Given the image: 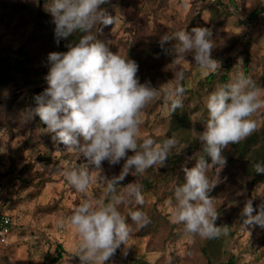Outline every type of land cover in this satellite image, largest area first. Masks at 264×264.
Wrapping results in <instances>:
<instances>
[{
	"label": "clouds",
	"instance_id": "1",
	"mask_svg": "<svg viewBox=\"0 0 264 264\" xmlns=\"http://www.w3.org/2000/svg\"><path fill=\"white\" fill-rule=\"evenodd\" d=\"M106 0H51L47 11L55 24L56 42L74 33H81L78 42L67 45L66 52H51V64L45 77L48 87L35 97L36 107L27 110L30 119L39 117L54 134V139L68 150L82 154L87 164L79 169L66 168L62 175L77 192L87 194L95 180L89 170L94 166L100 173L107 160L116 165L124 160L121 172L110 179L101 176L102 196L85 198L66 216L60 226H68L78 237L76 256L80 264H105L116 250L125 245L132 232L127 218L138 228L151 220L142 210L121 213V204L143 206L145 198L139 178L148 169L164 166L175 137L159 141L141 132L143 111L154 100L163 96L170 114L183 107L186 89L183 71L174 73L172 87H153L150 82L140 83L139 65L135 60L112 52L100 39L99 25H113L115 16L108 15L100 5ZM94 29L96 31H94ZM176 41L172 47L174 60L191 55L203 76L215 73L220 63L212 58L215 48L213 32L209 28L194 27L191 32L178 30L165 33L160 42ZM207 118L205 128L197 139L202 146L194 167H183L184 182L174 189L167 203L171 222L183 225L189 237L217 239L227 235V226H217L219 212L209 192L216 180H210L208 169L217 172L226 166L223 150L247 139L258 128L256 117L264 114V87L258 86L243 72L228 82L218 84L204 100ZM133 153L128 155V153ZM209 159L211 163H209ZM257 174H264V162L252 165ZM129 174L136 182L124 187L120 183ZM117 186L122 191L117 193ZM252 202L242 211L244 225L264 227V203L252 215ZM126 254V253H125Z\"/></svg>",
	"mask_w": 264,
	"mask_h": 264
},
{
	"label": "rangeland",
	"instance_id": "2",
	"mask_svg": "<svg viewBox=\"0 0 264 264\" xmlns=\"http://www.w3.org/2000/svg\"><path fill=\"white\" fill-rule=\"evenodd\" d=\"M18 2L21 0H12ZM115 23L106 36L109 49L122 56H129L135 41L141 39L161 38L165 33L171 35L175 31L185 30L192 20L198 22L201 17L207 23L206 28L213 32L215 48L212 58L220 63L215 73L228 71L230 79L238 72H243L252 80L259 78L260 86L264 87V16L258 22L251 23L247 15L264 0H236L238 9H212L210 0H109ZM229 4V0H223ZM0 17L4 21V12L0 10ZM13 15L10 20L11 28L21 25ZM4 24L0 23V37L11 42L16 49L18 40L11 33L6 32ZM176 41L166 42L170 49L159 54L143 68L142 73L153 86L159 88L172 87L175 84L174 73L186 69L184 79L186 88L194 89L200 80L204 79L202 70L195 64L191 55L183 60H174L172 47ZM53 52H60L58 50ZM226 57H231V67L227 70L222 66ZM249 57L248 75L245 72V59ZM49 69L51 64L47 59L45 64ZM38 95L43 93L38 89ZM211 91L202 89L198 101L190 100L188 104L197 103L204 107V100ZM14 101L29 95L27 89H13L9 93ZM186 96V94H185ZM149 106V107H148ZM143 111L141 132L160 135L169 128V111L164 105H157L150 109L148 105ZM202 110L192 113L193 122L199 120ZM258 126L264 121V114H258ZM12 117L9 109L0 113V212L9 213L14 221L10 243L0 244V264H48L46 256L53 253L57 244L65 248V254L60 264H80L76 256L78 237L68 226L61 227L60 222L71 214L85 198H100L102 196L101 176L111 178L120 171L119 165H110L107 160L102 163L100 173L94 166L89 165L95 182L90 185L87 194L77 192L71 187L62 172L66 168L79 169L87 164L86 158L75 150H68L66 146L53 151L52 160L47 163L41 159V153L46 149L38 128L26 114ZM9 122V123H8ZM8 124V125H7ZM10 126V127H9ZM70 152V158L63 154ZM14 158V159H13ZM121 162V161H120ZM119 164V163H118ZM210 180L216 184L223 182L221 187L228 184L225 174L217 172L216 167L210 168ZM127 180V177L121 182ZM234 188V187H233ZM224 202V213L217 226H227L228 231L234 230L231 248L237 254L236 264H264V247L258 240L264 239V227L258 224L244 225L246 217L242 211L248 201L254 209L252 215L259 211V205L264 203V184L255 187L249 194L242 192H226L215 196ZM234 200L235 206L229 205L228 200ZM160 205V209L171 220L169 205ZM125 204L119 206L123 211ZM148 238L130 235L125 245H121L105 264H129L134 255H144L147 260L155 264H205L198 250L199 236H182L168 244L165 250L146 252ZM126 253V254H125Z\"/></svg>",
	"mask_w": 264,
	"mask_h": 264
},
{
	"label": "trees",
	"instance_id": "3",
	"mask_svg": "<svg viewBox=\"0 0 264 264\" xmlns=\"http://www.w3.org/2000/svg\"><path fill=\"white\" fill-rule=\"evenodd\" d=\"M212 2V9L215 10L217 7H221L226 14H229L232 9H238L236 0H229V4L224 3L223 0H214ZM50 3L51 0H21L18 2L0 0V10L4 12V17L8 18V20L4 21L3 18L0 17V23L5 25L6 32L11 33L12 36L18 40L17 48L13 49L9 40H4L0 37V113L5 108L9 109L12 114V117H9L10 119L23 114L28 116L27 110L36 107L35 97L38 96V89L42 88L44 91V89L48 87L45 77L50 69L45 64H47L49 53L56 50L66 52L68 50L67 45L78 42L80 35H82L81 33H74L66 39H60L59 43H57L54 32L55 24L53 23L51 14L47 11ZM111 5V2L106 0L104 4L100 5V8L108 15L113 16ZM13 15L18 17L17 19L21 24L17 25L14 30L10 25V20ZM263 16L264 3L261 1L257 7L248 13L247 18L251 23H254L258 22ZM188 26L189 27L185 30L191 32V29L194 27L206 28L207 23L203 22L200 17L198 22L192 20ZM98 27L102 29L98 34V39L106 44V36L112 25H99ZM94 31L96 30L94 29ZM169 49L166 43L161 45L160 38H143L140 41L134 42L128 58L135 60L139 65L137 76L140 83L149 82L145 77V73H142L143 68H145L149 62L155 64L153 61L155 57L167 52ZM231 62L232 58L226 57L224 62H222V66L229 70ZM248 63L249 57L245 59V72L247 75L249 73ZM182 71L185 73L186 77L188 71L186 69ZM229 80L228 71L220 74H209L204 79L200 80L194 89L186 88L183 80L182 85L186 89L182 98L183 107L177 109L172 114L169 113V128L165 133L160 135H148L157 139L158 142L169 137H175L178 143L177 146L172 149L164 166L150 168L144 176L139 178V183L143 185L142 192L145 198V204L143 206L132 203L125 204L123 211H121V213L127 217L129 209L133 211L142 210L150 217L151 222L143 228H138L132 223L130 217L127 218L132 226L130 235L138 236L139 238H148L145 248L146 252L165 250L168 244L184 236L183 225L172 223L168 216L160 209V205L165 204L167 199H172L175 187L184 182V172L182 168L194 167L197 158L202 155V146L197 139V135L204 131V122L207 118L206 109L205 106L199 108L198 102L191 106L188 102L190 100L198 101L202 89L213 91L218 84L226 83ZM253 81L260 86L259 78ZM17 88L27 89L29 95L18 101H14L7 93ZM159 104H165L162 95L149 104L150 109H155ZM197 110H202V114L195 124L191 115ZM256 118L260 117L257 116ZM33 124L38 128L43 139L41 143L44 142L46 145V149H44L40 157L49 163L53 158V151L56 149L60 150L65 145L53 138L54 134L46 130L47 126L40 121L39 117L33 119ZM132 154L131 152L128 153V155ZM222 154L226 158L227 163L226 166L220 170V173L226 175L227 180L231 182L234 188L231 185L228 186V184L221 187L223 182H219L209 192V196L214 199L215 207L219 212V217L216 222H219L221 215L224 213V202L217 200V198H214L215 196L217 197L221 192H226L227 195L231 192L249 194L255 187L264 184V174H257L252 167L254 163L264 162V121L247 139L238 144L230 145L227 149L223 150ZM63 155L70 158L71 153L66 152ZM209 163H211L210 159ZM123 164L124 160H121V162L117 164L119 165V169H122ZM211 171L212 170L209 168L207 174ZM120 172L121 170L119 172L117 171L116 176L119 175ZM126 177L127 180L120 183L121 187L136 182L138 179L131 174ZM120 186H117V193L122 191ZM227 203L231 206H235L233 199L228 200ZM13 228L14 221L12 219L11 231ZM233 237L234 230H229L227 235H222L217 239H202L199 237L198 250L204 263L236 264L238 256L232 250L233 248H231L233 247ZM258 242L264 247V239H260ZM65 253L63 245L61 243L57 244L55 251L46 256L48 264H60ZM129 264L155 263L147 260L144 255H134L131 257Z\"/></svg>",
	"mask_w": 264,
	"mask_h": 264
},
{
	"label": "built area",
	"instance_id": "4",
	"mask_svg": "<svg viewBox=\"0 0 264 264\" xmlns=\"http://www.w3.org/2000/svg\"><path fill=\"white\" fill-rule=\"evenodd\" d=\"M11 223V216L6 212H0V244L2 245L10 243Z\"/></svg>",
	"mask_w": 264,
	"mask_h": 264
}]
</instances>
